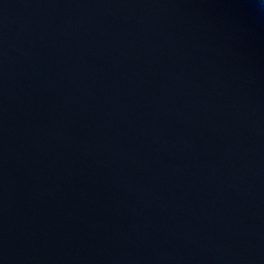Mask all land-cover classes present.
Masks as SVG:
<instances>
[{
  "label": "water",
  "instance_id": "1",
  "mask_svg": "<svg viewBox=\"0 0 264 264\" xmlns=\"http://www.w3.org/2000/svg\"><path fill=\"white\" fill-rule=\"evenodd\" d=\"M0 264H264V0H0Z\"/></svg>",
  "mask_w": 264,
  "mask_h": 264
}]
</instances>
